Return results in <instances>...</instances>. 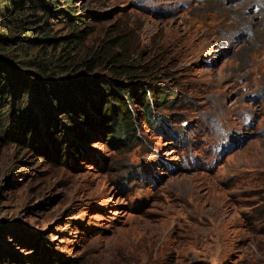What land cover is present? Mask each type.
Returning <instances> with one entry per match:
<instances>
[{
    "label": "rangeland",
    "instance_id": "1",
    "mask_svg": "<svg viewBox=\"0 0 264 264\" xmlns=\"http://www.w3.org/2000/svg\"><path fill=\"white\" fill-rule=\"evenodd\" d=\"M44 1L50 12L36 13L49 40L33 16L17 21L21 11L2 22L1 87L25 81L18 105L38 124L36 84L65 62V79L130 90L133 126L108 136L113 116L95 89L78 98L90 112L79 135L57 109L54 134L40 124L29 145L0 114V264H264V34L241 20L252 7L240 16L228 7L243 0ZM205 22L221 38L191 45ZM60 79L56 95L72 88ZM147 84L166 92L144 110Z\"/></svg>",
    "mask_w": 264,
    "mask_h": 264
},
{
    "label": "trees",
    "instance_id": "2",
    "mask_svg": "<svg viewBox=\"0 0 264 264\" xmlns=\"http://www.w3.org/2000/svg\"><path fill=\"white\" fill-rule=\"evenodd\" d=\"M3 2V0H0V2ZM58 2L59 0H50ZM64 2L69 5L70 0H63ZM46 2L44 0H11L9 6H4V9H0V27L3 23H13L14 17L11 16V13L17 11L22 13V16L18 18L17 21L21 20L23 17L33 16L32 19L35 22V25L38 27V32L40 33V39L42 40H49L45 35L46 29H49L47 26L48 20L42 17L36 13L37 9H42L45 14H48L50 12V8L45 4ZM24 9V10H23ZM20 14V13H19ZM18 14V15H19ZM15 15V14H13ZM78 20H82L79 15H76ZM11 17V18H10ZM17 19V18H16ZM37 19V20H36ZM13 20V21H12ZM41 21V22H40ZM6 23V24H7ZM18 23V22H16ZM76 31V30H75ZM73 36L76 37V33L73 32ZM1 42V41H0ZM63 55L60 54V57ZM68 60V63L74 64V61H72V57L69 54H66V57ZM64 58V59H65ZM81 65H84L86 67L87 71L92 72L94 69V65L91 64V60L87 58H82ZM61 72L60 74H57L55 77H51L53 75L52 73H46L49 75L51 80H48L49 78H45L46 80L40 78L38 80V84H36V87L40 86L43 92V95H45V99H41L40 91L35 89L36 95L39 97V101L37 102L38 108L41 109L42 117H40L39 125L35 124L38 122L34 121L35 117H26L22 115L21 109L18 105V102H22L25 99L22 97V95H19L20 91H24L25 94L30 93L31 88L28 90V85H26L25 81H21L20 79L18 82L21 81V87H18L17 91H7L3 89V86L1 87L2 83L8 84L9 81L2 78L0 76V114H3L4 117H6L9 120H15L14 125L12 126V130H14L15 138H19L22 140L29 141V145L33 143L34 138H39L41 141V138L38 136L40 124H43V133L48 136L51 133L54 134V130L57 129V115L55 114V111L58 109L63 114H66V124L68 129L74 127V131L77 135L82 134L83 131L80 130V126L82 125V122L89 119V110L84 107L82 103L78 100L84 99L92 100L90 89H95V94H102L101 98L103 100L102 104V112H104V115L108 116L109 114L112 115V120L107 123V126H110L113 128V131L108 136H115L118 138L126 137L129 134V130L131 129L129 126H133L130 118L128 116L133 112L132 111V105L131 100L134 98L131 91L126 89L125 87L120 88L119 92H123L124 94H128V96H120L116 94L113 90V88L107 84L106 82L99 83V85H87V83L84 82L83 79H77V78H67L64 77L67 76V65H65V62L62 64H59ZM0 74H2L0 72ZM61 78V79H60ZM58 79L65 80V83H61L64 87L70 88V90L67 92H60L58 95L55 94L53 91V88L58 84ZM48 80V81H47ZM57 82V83H56ZM140 95L141 99L140 102H142V106L145 107L144 110L148 109L149 103L154 100H160L158 97H160V94L163 92L165 93V90H161L158 93H156L154 87L151 84L147 85H141L140 86ZM39 92V93H38ZM148 94L151 93V96L147 97ZM96 95V96H98ZM165 96V94L162 95V97ZM100 97V95H99ZM157 98V99H156ZM115 111V112H114ZM128 115V116H127ZM115 122V123H114ZM3 126L5 127V124L1 123V117H0V132L4 131ZM11 127V126H9ZM133 128V127H132ZM6 129V128H5ZM11 130V131H12ZM7 131V129H6ZM9 131V130H8ZM8 134V132H7ZM53 139L56 140L55 135H52ZM61 139H59L60 141ZM7 262H4L6 264Z\"/></svg>",
    "mask_w": 264,
    "mask_h": 264
},
{
    "label": "bare ground",
    "instance_id": "3",
    "mask_svg": "<svg viewBox=\"0 0 264 264\" xmlns=\"http://www.w3.org/2000/svg\"><path fill=\"white\" fill-rule=\"evenodd\" d=\"M244 4H240V2L238 3L237 6L234 7V5H236V3L233 4V8L228 7L232 10H234V8L236 10H234L235 12H237L240 16L242 13H246L245 10L250 7L252 13L250 15L246 14L244 16H246L245 19H241L242 23H245L248 25V27L252 30H254V33L256 34H264V0H243L241 1ZM246 5V6H244ZM249 12V11H248ZM237 14V15H238ZM207 24V22H205ZM208 26H204L200 29L199 34L196 37H193L191 39V45L192 44H196L195 40L196 38H200L201 40H205V42L208 44L212 41V39H217V38H221V32L220 34L217 33L215 34V32L212 31V29H210L209 27V23L207 24ZM216 26V25H215ZM228 31V30H227ZM224 37V36H223Z\"/></svg>",
    "mask_w": 264,
    "mask_h": 264
}]
</instances>
